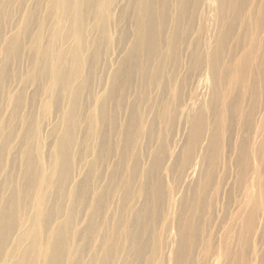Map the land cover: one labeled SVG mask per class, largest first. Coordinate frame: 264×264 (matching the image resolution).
Segmentation results:
<instances>
[{
  "label": "bare ground",
  "instance_id": "obj_1",
  "mask_svg": "<svg viewBox=\"0 0 264 264\" xmlns=\"http://www.w3.org/2000/svg\"><path fill=\"white\" fill-rule=\"evenodd\" d=\"M0 264H264V0H0Z\"/></svg>",
  "mask_w": 264,
  "mask_h": 264
}]
</instances>
